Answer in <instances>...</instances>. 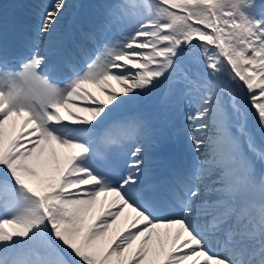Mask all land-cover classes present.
Listing matches in <instances>:
<instances>
[{
    "label": "snow or ice",
    "instance_id": "6c2138e0",
    "mask_svg": "<svg viewBox=\"0 0 264 264\" xmlns=\"http://www.w3.org/2000/svg\"><path fill=\"white\" fill-rule=\"evenodd\" d=\"M100 8L0 20V264H264V0Z\"/></svg>",
    "mask_w": 264,
    "mask_h": 264
},
{
    "label": "bare ground",
    "instance_id": "6f19581e",
    "mask_svg": "<svg viewBox=\"0 0 264 264\" xmlns=\"http://www.w3.org/2000/svg\"><path fill=\"white\" fill-rule=\"evenodd\" d=\"M37 1H39V3L41 2L43 4V0H37ZM66 2H70V1L67 0ZM80 2H82V3H80ZM80 2H78L76 4V6H74L72 9H70V11L66 14V16H64V15L62 16L61 24H60L59 29H58L59 30L58 35H57L58 39L66 40L69 36L78 33V30L82 27H86L87 22L90 19L94 18L96 16L97 12H99L97 4L93 0H81ZM102 4L104 5L105 3L102 2ZM7 5H8V3L5 2V6H7ZM79 5H82V7L80 8L81 11L78 12L76 9H77V6H79ZM128 11L129 12H133V11L139 12L138 9H131V8H129ZM80 18H81V20H80ZM81 21H83L85 24L82 25ZM30 30H32V29H30ZM112 83L117 89H119V87H120L119 85H116V83L114 81ZM93 91H96L97 97L99 99H106V96L104 94L98 92L96 89H93ZM61 114L67 115V113L64 112L63 110H62ZM77 115L81 116V117H87L88 113L78 112ZM180 116L181 115L179 113H173L171 116L169 132H170V134H172V138L180 133L179 128H181L183 125L181 121H175V119L180 117ZM18 130L19 129L17 128V131ZM14 134L15 133H13V135ZM180 137L178 138V145H179ZM159 178H162V173H160ZM101 197H100V199H101ZM110 200H111V195L109 194L108 200L107 201L104 200V207L106 210L108 208V201H110ZM98 205H99V203H98ZM133 215H134V213H132L130 209L125 208L122 215L117 220V223L115 225H113L112 229H109V237H115L117 235V233L123 232L125 229H127L131 223L127 224L128 221L124 222V220L128 216L132 217ZM154 243H155V241H154Z\"/></svg>",
    "mask_w": 264,
    "mask_h": 264
},
{
    "label": "rangeland",
    "instance_id": "374dc122",
    "mask_svg": "<svg viewBox=\"0 0 264 264\" xmlns=\"http://www.w3.org/2000/svg\"><path fill=\"white\" fill-rule=\"evenodd\" d=\"M70 2H71V0H69ZM73 2V1H72ZM123 2H126V4H129V3H136V4H142L143 2H144V0H123ZM47 5H48V1H47ZM139 10V12L140 11H143L142 9H138ZM99 210V205L97 206V211ZM135 216V215H134ZM134 216L133 217H127L125 220H124V222H127V224L128 223H131L132 222V220H133V218H134Z\"/></svg>",
    "mask_w": 264,
    "mask_h": 264
}]
</instances>
